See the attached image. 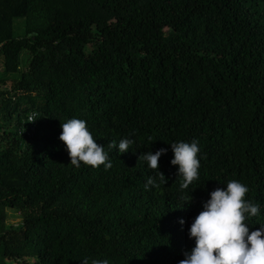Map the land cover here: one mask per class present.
Segmentation results:
<instances>
[{
    "label": "trees",
    "instance_id": "obj_1",
    "mask_svg": "<svg viewBox=\"0 0 264 264\" xmlns=\"http://www.w3.org/2000/svg\"><path fill=\"white\" fill-rule=\"evenodd\" d=\"M0 57V264H179L231 179L264 226V0H0ZM72 118L110 169L70 165ZM193 140L199 179L181 189L171 144ZM161 148L167 183L145 190L157 172L138 158Z\"/></svg>",
    "mask_w": 264,
    "mask_h": 264
},
{
    "label": "clouds",
    "instance_id": "obj_2",
    "mask_svg": "<svg viewBox=\"0 0 264 264\" xmlns=\"http://www.w3.org/2000/svg\"><path fill=\"white\" fill-rule=\"evenodd\" d=\"M29 119L30 122L37 120L35 116ZM59 140L65 145L70 165L78 168L83 164L93 169L103 166L105 170L112 167L109 153L97 144L85 120L72 118L61 124ZM133 143L132 139L123 138L118 148L115 141L107 147L118 149L122 154L128 152ZM171 149L174 157L171 164L178 166L177 175L183 178L180 187L188 189L199 179L198 142L172 143ZM166 152L167 149L161 148L154 154L147 152L139 156V160L145 161L148 168L157 172L156 178L148 177L145 190L167 183L164 174L158 171L159 160ZM248 192L247 185L231 179L225 188H217L210 194L203 211L189 229V238L195 239V247L191 252L184 253L185 258L179 264H264V226L250 232L247 223L250 217L259 215L260 204L246 199ZM180 223L183 224V220ZM83 264H89V260L84 259ZM91 264H109V260L93 258Z\"/></svg>",
    "mask_w": 264,
    "mask_h": 264
},
{
    "label": "rangeland",
    "instance_id": "obj_3",
    "mask_svg": "<svg viewBox=\"0 0 264 264\" xmlns=\"http://www.w3.org/2000/svg\"><path fill=\"white\" fill-rule=\"evenodd\" d=\"M19 21H17L18 23ZM23 60L27 61V53L26 52H22L21 54V63L23 62ZM3 58L0 57V74L3 72ZM10 87V83L8 84V86L6 88L0 86V91H6L9 90ZM7 224L12 225V226H17L18 224H20V220H19V216L17 213H13L11 211L7 212Z\"/></svg>",
    "mask_w": 264,
    "mask_h": 264
},
{
    "label": "built area",
    "instance_id": "obj_4",
    "mask_svg": "<svg viewBox=\"0 0 264 264\" xmlns=\"http://www.w3.org/2000/svg\"><path fill=\"white\" fill-rule=\"evenodd\" d=\"M33 116H35V118L37 119V114L36 113H31L30 115H28V117H27V121H28V123H30V125H31V127H30V129H28V131H27V135H31L33 132H34V129H35V122L36 121H34V122H30V117H33Z\"/></svg>",
    "mask_w": 264,
    "mask_h": 264
}]
</instances>
